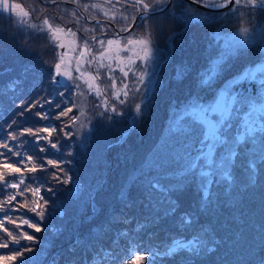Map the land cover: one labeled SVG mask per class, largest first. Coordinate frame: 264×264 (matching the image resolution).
Segmentation results:
<instances>
[{"label":"trees","instance_id":"trees-1","mask_svg":"<svg viewBox=\"0 0 264 264\" xmlns=\"http://www.w3.org/2000/svg\"><path fill=\"white\" fill-rule=\"evenodd\" d=\"M16 1L24 3L27 7L26 11H30L31 22L39 24L42 16L47 15L49 18H55L54 23L66 24L73 30L77 28L74 22H68L69 17L62 11L64 9L72 10L74 7L59 3L58 1L61 0H57V4L50 5L43 3L46 0ZM82 2L102 3L103 0H82ZM166 4L157 7L161 9ZM186 6L188 4L183 0H173L164 11L150 15L146 21L139 18L130 32L118 35L122 43L126 42L129 35L142 36L146 30L151 35L153 59L147 64L149 75L146 77L145 83L147 84L149 80L152 81L153 78H157V80L151 84V91L147 92L151 101L147 110H143L146 102L144 99L146 89L144 85H139V91H136L133 87L135 78L129 73L127 80L129 95L127 97L120 96L125 100V103L120 104L115 99H109V105L116 106L117 112H121L118 115L110 110L105 111L102 107H96L100 104V99L95 98L94 92L89 94L88 91H85L83 102L86 117L83 118V123L87 127L83 128L81 135L80 132L77 133L75 129H72L71 124H68V117L55 119L61 110L71 107L73 102L81 103V98L73 95L69 99H65L66 105L62 106L61 98H54V95L56 92L65 93V87L54 88L53 84L46 81V78L37 82L40 74L46 76L51 72L49 66L52 67L53 61H50L49 66L39 62V64L26 69L25 75L29 84L23 88V91L29 89L28 97L31 96L29 103L39 101L43 108L38 105L30 112H24V115H20L23 109L17 110L15 115L5 111L11 102L5 100L7 96L5 90L14 84H22V82L15 79L8 80L10 74L13 73L9 68L13 66L11 57L0 62V123L3 122L5 125L0 129L12 126L8 128L7 133L18 134L25 128L36 130L49 125L55 127L57 131L51 139L53 143H57V148H51L43 140L37 143L33 137L28 136L26 143L22 142L24 151L20 148L17 150L24 155H33L34 159L40 163L47 159L57 160L64 172L71 177L69 183L64 184L62 182L64 172H58L57 169L45 165L44 170L34 173L33 179L26 178L25 182L30 183L32 187H40V196H43L47 201L45 219L40 221L39 217L27 209L17 210L25 197L28 200L32 199L30 192H25L24 196H17L12 203L15 209H10V205H6V212H0V219H4L6 214L13 219L27 218L39 223L42 230L35 232L33 229L27 228L26 225H22L20 230L27 231L35 237V240L30 242L21 239L19 245L9 242L8 248H0V256H7L11 250L16 248L30 247L32 251L25 253V258H30L28 264H127L130 259L127 249L133 247L134 251L140 254L159 253L155 256L149 255V260L154 261V264H213L214 251H205L200 256H196L188 248L189 242H194L193 236L196 232L200 234V237H204L201 235L200 229L204 228L206 233L210 232L205 223L195 220L190 224L179 225V216L173 209L161 213V206L155 200L160 194V189H164L153 187V185L159 184V180L144 188L125 181L136 166L146 160L147 155L163 151L167 146L168 139L174 138L177 134L180 135V140L183 143L187 142V146L183 151L176 153L182 155L184 163L186 160L188 161L185 168L189 164H195L202 139L201 123L197 122L200 110L216 108L222 91L230 86L229 82L236 73L246 66L255 67L264 62V57L261 56L264 49L259 44L252 45L231 56L223 65V70L209 81L206 74L215 66L216 61L213 60L216 59H213V53L216 49L214 47L221 39L216 33L223 36L222 34L227 31H236L240 27L241 12L248 10L241 6L240 11L233 15L230 9L214 13L191 6L192 10L202 16L207 15L208 19L203 23L186 24L183 22L182 15ZM40 7L45 8L46 11L38 17L32 10ZM132 14V10H129V15ZM97 15L100 14L97 13ZM61 16L64 18L61 19ZM250 19L253 23H259L264 21V14L258 17L252 16ZM102 22L108 25L107 30L101 35L97 29L95 35L99 39H115L116 29L119 30L123 21ZM84 23L86 21L81 22L82 25ZM87 23L89 26L95 24V22ZM7 33H12L13 38L11 39ZM90 35L92 33H85L82 29L77 31L76 39L79 41V45ZM0 45H2L0 54H2L3 47L10 50V47L14 45L23 49H32L40 57L52 60H56V54L60 51L54 45H50L46 33H36L28 28L20 29L16 23L10 28L3 27L1 23ZM92 47L96 51L99 45L92 44ZM21 53L22 50H20ZM121 55H127V53H121ZM12 56L15 57L14 53ZM140 64L141 62L137 61V65ZM91 70L95 73V67ZM100 72L99 82L106 85L111 84L112 82L107 76V69H101ZM112 75L116 77L117 87H119L122 74L117 69ZM3 81L4 84H2ZM37 85H39L38 89H36ZM53 88L57 91L55 92ZM236 91L254 97L262 90L259 80H255L245 83L242 88H237ZM107 92L110 97L111 88H108ZM22 99L25 97L21 95L14 101L20 102ZM46 101H53V103L50 106ZM137 103L141 104L142 108L140 117L135 120V124H132V128L121 142L109 145L119 141L122 128L126 129L125 123L130 117L137 116L135 111ZM55 104H60L61 108H56ZM37 111L50 112L51 119H39L34 115ZM246 111L247 109H244L233 114L230 129H225L228 142H234V134L244 121ZM99 113L104 114L99 115ZM212 114L216 115V110ZM76 115H79L78 108H74L73 112L69 113V116ZM228 115L229 113L220 112L217 116L223 122ZM21 118H23L22 123L18 124V120ZM201 119L202 122H206L202 117ZM65 124H68V127H64ZM189 127L191 128L190 134L186 132ZM61 128H64V132L60 131ZM65 132L69 133L74 140L76 137L85 136L84 147L81 144L65 143ZM42 135L45 134L42 133ZM23 137L20 138L23 139ZM91 138H93V144L88 142ZM176 145L174 144V146ZM40 147H45L46 151L41 153ZM84 150L94 164L93 169L91 167L84 168L80 164V156ZM69 152L72 153L71 156L68 155ZM217 154L218 152L214 153V155ZM6 157L11 162L20 159V157L11 156L10 153ZM249 163L250 158L241 167L242 174L249 171ZM179 168L183 169L184 167L179 166ZM258 171H264V165L257 169V173ZM53 174L58 175L60 181L53 179ZM256 175L258 176V174L254 176ZM199 176L203 175L199 173ZM226 178L228 177L226 176ZM228 180H233V185L238 182L235 176ZM255 183L258 184L257 181ZM190 184H193V180H190ZM170 186L168 185V187ZM23 188L24 185H21V189ZM16 191L18 190L5 191L2 188L0 202L8 194ZM123 194L125 195L120 197ZM263 218L264 216L258 214L254 217L255 235L264 233V226L261 224ZM17 222H19L18 219ZM5 227L14 232L17 231L14 225L7 222ZM114 233L117 235V239H115ZM0 239H6L3 232H0ZM262 239L258 244L257 251L254 252V258L245 264H264V237ZM173 240L182 241L184 248L176 250L174 254H169L167 248L171 246ZM205 241L208 245L207 249H210L212 237ZM220 253L224 255L221 250ZM84 258L86 262H84ZM0 264H8V262L0 261Z\"/></svg>","mask_w":264,"mask_h":264},{"label":"snow or ice","instance_id":"snow-or-ice-1","mask_svg":"<svg viewBox=\"0 0 264 264\" xmlns=\"http://www.w3.org/2000/svg\"><path fill=\"white\" fill-rule=\"evenodd\" d=\"M48 3L57 4V0H46ZM63 3H71L74 5V9L62 10L67 17L68 22H74L77 26L76 30L67 27L66 24L54 23L55 18H49L47 15H43L40 19V23H34L30 20V11H26L20 4L12 2V0H0V12L8 13L9 18L13 14L16 15V26L20 29L28 28L36 33H46L50 45H54L57 49H64V51H58L56 54V61L53 65L54 75L52 77V84L54 88L65 87L68 85L65 81H72L75 84L76 96L81 98V103L73 102L71 107L64 108L59 112L55 119L59 120L62 117H68V124L75 126L79 124L80 128H86L87 125L83 123V118L86 117L84 110V98L85 92L81 90V83L87 85L88 93H95L96 97L100 99V104L96 107H102L105 111L116 112V107L109 105V99L119 100L120 104L125 103V100L119 99L121 95L127 97L129 95V84L127 80L129 73L135 78L133 80V87L136 91H139V85H144L146 93L144 96L145 103L143 110H147L148 104L151 102L147 92L151 91V80L146 84L145 79L148 77L147 64L153 59V48L150 33L146 30L142 36L129 35L126 42L122 43L121 38L117 35L115 39H99L95 33L97 29L101 35L105 33L108 25L102 21H111L116 23L117 21H123V24L119 26L120 32H128L132 28L133 22L136 21L137 16L142 21H146L150 14L159 11L157 7L162 4L168 3V0H103V2H82V0H61ZM191 4H200L204 8L208 9H225L229 8L231 13L235 15L240 11L241 6L247 9L246 12H241L240 27L231 35L216 33L223 40V45L220 48L218 57L214 68L209 70L206 74L209 81L215 78L220 71L223 70V65L231 58L233 52L239 51L246 46L254 44L257 39L264 44V21L259 23H253L250 19L252 16H259L264 14V0H191ZM129 10H132V15H129ZM38 17H40L46 10L43 7L33 9ZM97 13L100 15L98 16ZM182 15L184 17L183 22L190 24L193 22H206L207 15H201L198 12L192 10L191 6H186ZM61 19L64 17L61 16ZM82 21H86L83 25ZM90 21H95L94 25L89 26ZM252 26L249 27L248 25ZM83 30L85 33H92L84 39L83 43L76 45L75 40L77 38V31ZM70 38V39H67ZM92 44L99 45V48L94 51ZM69 51L77 52L78 54L73 57L75 60V72L78 75L73 76L71 70V62L66 60L69 56ZM121 53H127V55H121ZM261 56L264 57V52H261ZM137 61L141 64L137 65ZM87 64L88 67H83ZM95 67V73H91L90 69ZM101 69H107L108 79L112 82L110 85L101 87L97 84V81L101 79ZM119 70L122 74L120 85L117 87L116 77L112 73ZM61 77L62 79H56ZM259 79V86L261 92L256 96H246L243 92L236 91L237 88H242L245 83L255 81ZM229 87H226L221 93L220 101H223L225 108L229 113L227 119L221 122L219 116L212 114L215 111L214 107L208 109H201L197 115V122L201 123L202 139L200 143L202 145L207 143L208 152L211 154L218 146H224L228 144L225 129H230V121L233 114L239 113L244 109H247L245 115L246 119L242 125L238 128L234 144L236 146L252 144L255 145L259 142V150L252 153L254 157L248 167L254 171L259 162L264 163V63L257 65L256 67L246 66L240 72L236 73L232 80L229 82ZM108 88H111V95H108ZM63 95V93H61ZM50 106L53 101H46ZM43 108V105L37 101L36 103L25 102L20 107L23 109L20 115H24V112H30L37 106ZM56 108H61L60 104H55ZM74 108L79 109V115L69 116V113L73 112ZM135 111L137 115L142 112L141 104L135 105ZM104 113H99L103 115ZM35 116L42 120H50V112L37 111ZM203 121L206 122H202ZM15 123V121H13ZM65 124L64 127H68ZM11 127V126H9ZM57 129L51 125L33 130L32 128H25L20 133L9 132L7 139L0 142V148L6 149L8 153L13 157H20L15 162H11L3 152H0V157H5L0 161V186L2 188L17 189L18 191L10 193L6 198L0 202V212H6V205H11L16 200L17 196H24L25 192H30L32 199L28 200L25 197L24 201L19 204L17 210L27 209L39 217L40 221L45 219V205L47 201L43 196H40V187H32L31 184H25V173H35L38 170H44L45 165L57 169L58 172H64L60 167L57 160L47 159L43 163L34 159L33 155H24L18 150H14L9 146L8 141H16L19 137L30 136L35 139L37 143L43 140L46 144H49L51 148H57V143H53L51 137L56 133ZM64 132V128L60 129ZM186 132L191 133V128H187ZM44 133L45 135H42ZM66 136L69 133H64ZM30 143V142H29ZM17 147H20L17 145ZM41 153L46 151L45 147H40ZM72 155L71 152L68 153ZM237 155V151L233 147L227 149V154L222 157L221 168L224 171V175L229 179L230 173L227 171V166L232 162L233 157ZM195 164H189L186 168L182 169L180 175L183 177L191 173ZM11 178V179H9ZM30 180L32 177H28ZM53 179L60 181V177L53 174ZM71 177L64 172L63 183L68 184ZM251 179V177H250ZM21 185L24 188L21 189ZM153 187H159V184L153 185ZM0 188V192H2ZM17 219L19 222H17ZM13 219L7 214L4 219H0V232H3L6 239H0V248H8L9 242L14 245H19L21 239L26 241H34L35 237L30 235L27 231H22L21 226L26 225L27 228L33 229L35 232H40L42 229L37 222H33L30 219L19 217ZM14 225L13 230L5 227V223ZM187 223L186 220L182 221ZM184 248L182 241L173 240L171 246L167 248V253L174 254L176 250ZM188 248L193 253L198 254L202 249L206 248L204 241L196 238V242H189ZM32 248L22 247L16 248L10 251L7 256H0V261H7L8 264H28V259L25 258L26 252H31ZM130 259L127 264H154V261L149 260V255L155 256L159 253L140 254L134 251L133 247L127 249Z\"/></svg>","mask_w":264,"mask_h":264},{"label":"rangeland","instance_id":"rangeland-1","mask_svg":"<svg viewBox=\"0 0 264 264\" xmlns=\"http://www.w3.org/2000/svg\"><path fill=\"white\" fill-rule=\"evenodd\" d=\"M234 32L235 31H227L225 34L231 35ZM75 43L76 45H79L77 39L75 40ZM222 45L223 40H218L217 45L214 47L216 50L213 53V59L218 57ZM0 47H2V45H0ZM248 47H250V45L239 51L233 52L232 56ZM261 48L264 49V44H261ZM20 50H22L21 54ZM24 51L25 49L22 47H16L13 45L7 52L14 53L15 59L17 60V62H13V66L9 67L10 71L13 72L14 75L22 73L25 76L23 82H27L28 80L26 79L25 74L28 67L39 64V62L49 66L52 59L42 58L37 53L33 52L32 54H29ZM77 54L78 51L75 53L69 51V56L66 58V60L71 62L73 76L78 75V73L75 72V60L73 59ZM28 57H33L34 59H29ZM49 67L51 68V72L46 74V76L40 74V78H38L37 82L46 78V81L52 84L54 67ZM83 67L87 68L88 65L84 64ZM156 80L157 78H153L152 82ZM258 80L259 79L256 81ZM65 83H67L68 87L66 88L65 93L62 92L63 95L56 92L57 90L53 88L56 92L54 98H61L62 106L66 105L65 99H69L71 96L76 95L77 91L75 84L72 81H65ZM80 83L81 90L84 92L88 91L87 85L83 84V82ZM97 84L101 87L106 85L99 81H97ZM38 88L39 85H37L36 89ZM18 89L19 87L13 86L8 93L13 94ZM30 98L31 96L22 99L20 102H12L7 108V111L12 115L17 114V110L22 109L20 106L26 101L29 102ZM95 98L99 100L96 95ZM115 101L119 102V100ZM215 110L217 113L216 115L220 112L228 113L224 102L220 100ZM117 111L113 113H121ZM140 115L128 119L124 125L126 129L122 128L120 133L121 136L127 135L130 128H132V124H135V120L140 117ZM245 119L246 115L244 114V120ZM71 127L72 129H75L77 133L80 132V135L82 134L83 128H80L79 124H76L75 126L71 125ZM8 128L9 127L0 129V133ZM236 133L234 134V140L236 138ZM22 142L23 140L19 137L18 140L14 141L13 149L17 150L20 148V150H23L22 146L24 144H22ZM64 142H70L73 145L81 144L84 147L85 136L82 138L76 137V140H74L71 138V135H65ZM88 142L93 144V138L88 140ZM174 144L177 145L174 146ZM17 145L20 147H17ZM186 146L187 142L183 143L180 140L179 134L174 138L171 137L168 139L167 146L163 151L147 155L146 160L140 162L125 181L144 188L146 185L159 180V188H163L164 190L160 189V194L155 201L161 206V213L173 209L179 216V225L190 224L195 220H200L202 221L201 223H205L209 227V233H206L204 228L200 229L201 235L205 238L200 237L198 232L193 236L194 242H196V238H198L206 244V248L202 249L198 254L195 253L196 256H200L205 251H214L213 264H245L247 261L254 258V252L255 250L257 251L258 244L264 237V233L254 234L255 215L258 214L264 216V171H258L257 173V169L264 165V163L257 160L258 164H256L254 171L248 168L249 171H247L246 174H242L240 169L248 158H250V161L254 158L252 153L259 150L260 144L257 142L255 145L249 144L247 147H244L243 145L236 146L234 142H228L227 145L218 146L211 154L208 152L207 143L204 145L201 144L199 152L197 153L198 156L196 158V166L194 170L182 177L180 175L182 169L179 168V166L185 168L188 161L186 160L184 163L182 161V155L177 154L176 152L183 151ZM229 147H233L237 151V155L233 157L232 162L227 166V171L232 176L231 179L235 176L238 181L234 185L232 184L233 180L229 181L221 168L222 157L227 154V149ZM215 152H218V154L214 155ZM80 164L84 168L91 167L93 169L94 167L92 160L89 158V155L85 150L80 156ZM199 173L203 176H199ZM90 174L94 176L91 172ZM255 174H258V176H254ZM25 176L26 178H34L35 174L25 173ZM190 180H193V184H190ZM255 181H257L258 184H256ZM25 184L27 185L28 183L25 182ZM168 185L171 186L168 187ZM3 189L8 191L11 188ZM125 194L120 195V197H123ZM10 209H15L12 204L10 205ZM184 220H186L187 223L182 222ZM261 224L264 226V218L261 220ZM211 237L212 244L210 249H207L208 245L205 240ZM220 250L224 255H221Z\"/></svg>","mask_w":264,"mask_h":264},{"label":"water","instance_id":"water-1","mask_svg":"<svg viewBox=\"0 0 264 264\" xmlns=\"http://www.w3.org/2000/svg\"><path fill=\"white\" fill-rule=\"evenodd\" d=\"M183 1H185L186 3L192 5L193 7H196V8H198V9H202V10H206V11L220 12V11H225V10L229 9V8H225V9H215V10H213V9L204 8V7H203L202 5H200V4H191V0H183ZM171 2H172V0H169L168 5H169ZM159 11H161V10H159ZM157 12H158V11H157ZM134 23H135V22H133V25H134ZM133 25H132V26H133ZM67 39H68V38H67Z\"/></svg>","mask_w":264,"mask_h":264},{"label":"bare ground","instance_id":"bare-ground-1","mask_svg":"<svg viewBox=\"0 0 264 264\" xmlns=\"http://www.w3.org/2000/svg\"><path fill=\"white\" fill-rule=\"evenodd\" d=\"M18 81H21V79H20V78H18Z\"/></svg>","mask_w":264,"mask_h":264}]
</instances>
